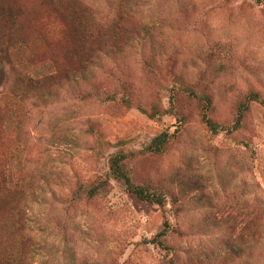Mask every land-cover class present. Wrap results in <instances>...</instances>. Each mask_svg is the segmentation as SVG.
Segmentation results:
<instances>
[{
	"label": "rangeland",
	"instance_id": "1",
	"mask_svg": "<svg viewBox=\"0 0 264 264\" xmlns=\"http://www.w3.org/2000/svg\"><path fill=\"white\" fill-rule=\"evenodd\" d=\"M59 2L0 22V262L264 264V0H136L76 73Z\"/></svg>",
	"mask_w": 264,
	"mask_h": 264
},
{
	"label": "trees",
	"instance_id": "2",
	"mask_svg": "<svg viewBox=\"0 0 264 264\" xmlns=\"http://www.w3.org/2000/svg\"><path fill=\"white\" fill-rule=\"evenodd\" d=\"M15 7L21 10V1L23 0H11ZM46 3L50 4L52 0H45ZM54 1V0H53ZM60 7L62 10L56 13H62L64 18V27L66 28V32L70 35V43L69 48L67 51L68 56L71 55L75 60L74 66L79 65L78 67H72L73 73L80 71V69L87 68V64H91V57L97 47L104 43V36L106 32H112L113 34L117 35L121 31L125 30L122 18L124 15L128 16L127 13L133 11V5H136V0H119L118 10L117 12L109 18V20H105L102 23L96 22L98 20V15L95 12H92V6L88 3L84 2L83 0H72V3H69V0H59ZM66 1V2H65ZM8 0H0V22L3 20H8L11 18V13L7 6L5 5ZM52 11L53 8L50 6ZM55 11L56 10L55 8ZM91 26H96L97 28L103 27V30H99L97 33H94L91 29ZM113 44V43H112ZM114 45V44H113ZM85 65V66H84ZM23 81L32 86V88L38 87V81L33 78L32 76L21 75ZM26 93V91H23ZM240 117V115H239ZM205 122L208 127L215 132V125L214 123L207 117L204 116ZM168 135L166 133H162L161 135L155 137L148 146V148L153 152H159L162 149V146L167 140ZM112 160L110 170L111 175L116 178L117 180L122 181L126 189L129 192L136 194L140 199L149 200L157 204H162V198L159 195H155L152 193L147 192V188L139 185H134L129 177L128 172L126 171L123 160L126 157L125 155H117ZM2 180L4 182H2ZM0 181V193L9 191V188L4 185L6 179H2ZM17 186V185H16ZM103 186V183L95 185L94 187L90 188L88 194L90 196L95 195L98 193L100 188ZM7 187V189H6ZM19 215V222L18 226L21 230L27 229L26 225L24 224L23 217L25 216L24 212L21 210L18 211ZM164 227H167L165 224ZM167 232V228H164L160 232L157 233L155 239L157 240L158 237L165 235ZM160 242V241H158ZM22 264H28L27 262L21 261ZM0 264H9L8 262Z\"/></svg>",
	"mask_w": 264,
	"mask_h": 264
}]
</instances>
